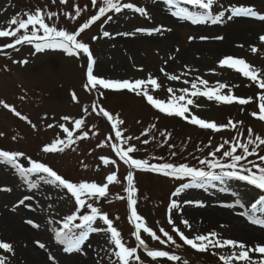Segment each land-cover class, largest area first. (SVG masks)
I'll return each mask as SVG.
<instances>
[{"label":"rangeland","instance_id":"374dc122","mask_svg":"<svg viewBox=\"0 0 264 264\" xmlns=\"http://www.w3.org/2000/svg\"><path fill=\"white\" fill-rule=\"evenodd\" d=\"M121 3L144 8L145 14L136 12L135 8L122 9L120 13L110 11L77 37L78 41L88 44L96 61L94 75L131 82L155 79L159 87L150 83L146 88L142 86L154 99L167 104L173 96L184 95V101L177 102L185 105L191 116L216 121L220 119L218 116L227 112L226 117H231L237 124L241 122L240 118H244L239 130H246L245 133L253 139V134L264 139V121L259 119L260 105L264 101L260 98L256 101L255 97L249 100L251 107H255V113H258L256 119L237 103L239 95L249 96L253 87L257 88V93L261 88L258 81L264 79V41L259 39L264 35V29L253 32L251 30L256 26L244 27V24H239V19L259 26L264 25V21L252 16L227 19L235 7H248L264 14V0H215L205 23H193L175 16L173 13L177 7H185L197 15L205 11L182 2L176 6L170 5L167 0H121ZM101 6L102 0H96L95 5L92 0H0V30H15L17 25L10 23L13 17L27 19L24 13H34L39 9L43 14H56L51 18L44 16L49 26L55 25L58 30L75 34L93 15L99 14ZM221 13L224 14L222 19L212 23ZM156 28L161 31L155 32ZM31 31L29 26L28 32ZM104 31H108L110 36L104 37ZM23 34L24 30H20L17 36ZM38 35H42V31ZM4 39L10 44L15 42L16 37ZM1 44L0 47H4ZM252 48L257 51L253 52ZM83 55L84 58L79 59L75 53L69 55L60 48L36 51L35 43L20 45L0 55V150L23 153L18 160L23 166L30 167V160H35L74 183H98L103 186L107 183L106 177L115 173L119 182L109 184L108 196L87 199L86 203H92L102 215L113 221L112 226L120 232L126 247L137 249L135 255L140 259L132 258L130 264H184L185 261L187 264H199V256L192 253L209 255L206 262L212 264H226V260L220 257L232 255L233 249L228 245L213 247L210 244L204 252L193 249L183 242L180 232L189 238L216 232L217 236L212 239L243 242L247 248L253 249L249 251V259L254 264H264V253L254 250L257 246L264 247V224L253 223L248 215H244L264 195V190L232 179L224 183L214 181L203 188L193 187L177 197L174 196L176 189L182 183H188L190 178L177 179L162 173L130 169L111 145L119 144L125 149L129 145L135 146L139 151L132 154L133 158L146 159L150 164L186 163L197 168L204 167L199 161L215 147L206 143V138L198 135L197 129L192 133L186 123L173 118L166 120L165 115L153 108L143 95L128 90L98 88L92 92L87 89L89 61L87 55ZM228 56L243 59L257 69V80L222 66L220 61ZM172 75L178 79L171 80L169 77ZM203 80L208 81L207 86L201 84ZM193 82L199 92L211 90L237 99L226 108L218 101L199 95V92L193 96ZM219 84L225 87L219 88ZM185 88L187 93L183 92ZM169 89L172 91L169 92ZM262 89L261 96H264ZM188 100L192 103L188 104ZM5 104L9 107L5 108ZM101 109L124 121L118 126L122 133L120 137L115 136L117 128L112 129L115 120H106ZM16 112L20 115L17 116ZM77 120L83 121L79 128L75 126ZM233 127L230 125L229 130L233 131ZM129 136L133 139L123 143ZM53 144H56L57 151L43 150ZM260 147L258 156L264 155V145ZM60 148L64 150L59 151ZM104 159L115 160L116 163L106 165ZM256 163H260L259 159ZM129 171L134 177L137 214L160 238L153 239L141 229V239L147 249L138 245L134 234L135 222L127 198L126 177ZM29 179L36 183V188L19 175L18 169L0 163V242L13 245L11 253L0 249V257L5 258V264H76L75 255L84 259V264H122L115 254L118 249L110 238L107 226L99 218L94 226L103 227V231L90 232L79 251H65L66 246L56 239L54 229L62 228L67 215L90 214L91 209H81L71 193L62 187L45 184L38 174ZM22 199L25 200L23 205L19 203ZM174 199L180 204L179 210L171 208ZM186 199L202 202L203 206L184 203ZM198 209L212 213L215 221L202 216L198 220L191 218L194 216L190 213ZM29 220L33 223L29 224ZM35 224L40 226L34 227ZM22 227L31 232V237L27 241L12 242L9 236ZM164 232L173 237L175 244L168 241ZM37 242L44 243L45 247L40 248ZM26 248L40 251L41 261L30 263L23 253ZM148 250L168 251L170 255H179L181 260L170 261L166 257L153 259L147 255ZM235 251L238 253L239 249ZM231 264L246 262L233 258Z\"/></svg>","mask_w":264,"mask_h":264},{"label":"snow or ice","instance_id":"6c2138e0","mask_svg":"<svg viewBox=\"0 0 264 264\" xmlns=\"http://www.w3.org/2000/svg\"><path fill=\"white\" fill-rule=\"evenodd\" d=\"M93 5L96 4V0H92ZM170 5H178L181 2L185 5H191L195 8L205 10L203 13L197 15L193 12L189 11L185 7H177V10L173 13L175 16L183 17L188 20H191L193 23H205L207 22L206 16L208 11L213 8L215 0H167ZM103 6L99 7L98 15H93L91 19H89L83 26L79 29L75 34H71L65 30H58L55 25L49 26V24L45 23L44 16L47 15L48 18L55 16V13H46L43 14L39 9H37L34 13H24L27 16V19H21L19 17H13L11 20V24L17 25L15 30H0V37H16L15 45H19L22 42H26L28 44L35 43L36 51H41L43 48H60L64 49L69 55L80 52L87 55V59L89 61L87 65V80L88 84L85 87L91 86L92 89H112V90H128L129 92L135 93L137 95H143L147 98V102L151 104L153 107L160 110L162 113H167L168 115H175L178 117H184L185 113L188 111L187 107L177 101H184V95L173 96L171 101L167 104L163 100L154 99L152 95H149L146 90L142 89L147 87V84L150 83L153 86L159 87L157 85V81L155 79L149 78V81H145L142 79H137L134 82H131L127 79L119 80V79H104L98 78L97 75H94V65L96 64L95 59L93 58L92 53L89 50V46L86 43H82L77 40V37L87 29L93 22L100 20L102 16L110 11H114L115 13H120L122 9H133L141 14H145L144 8L136 7L132 3H121V0H102ZM79 14V10H77V15ZM223 13L212 20V23L219 22ZM239 16H252L258 17L261 21H264V14H260L252 8L248 7H235L231 9V15L227 17V19L231 20L233 17ZM111 19V17H108ZM31 26L32 31L29 33L28 29ZM20 30H24V34L22 36H17V33ZM42 31V35H38ZM142 31V30H138ZM155 32H160V28L154 29ZM170 31V29H169ZM104 37H109L110 33L108 31L103 32ZM222 39V37H219ZM261 41H264V35L259 37ZM14 44H8L7 47L12 48L15 46ZM253 52H256V48H252ZM27 63V61H24ZM222 66H227L229 69H235L236 71L243 74L245 77H249L251 80H257V69L252 68L249 64L245 63L243 59H236L232 56H228L220 61ZM171 80H177L178 77L172 75L169 77ZM187 83V81H185ZM259 86L264 88V79L258 81ZM201 84L207 86L208 81L203 80ZM219 88H224V84H219ZM191 88L194 90L192 95L195 96L199 92L197 88V84L193 82L191 84ZM172 89H169L171 92ZM183 92L187 93L188 89H183ZM199 95L207 97L208 100H215L218 102H224L225 104H231L237 98L229 95H221L219 92H214L211 90L199 92ZM73 98L75 99V94H73ZM261 101H264V96L260 97ZM188 104H191L192 101L188 100ZM239 103L244 105L248 103L245 99H240ZM5 108L9 106L7 104L4 105ZM95 107V105H94ZM15 111V109H13ZM102 115L107 117L108 120H115L113 123V127L117 128L115 133L116 137H120L122 135L118 126L123 125L124 121L117 118H114L107 111H103L101 109ZM16 115L19 116L20 113L16 112ZM67 119V117H65ZM259 119L264 121V103L260 105V116ZM83 123L82 120H77L75 122V126L79 128ZM191 123L193 125H199L202 129H217V125L215 123H207L203 119H198L196 116H192ZM155 127V125H153ZM67 132L68 130L65 129ZM87 135V133H85ZM164 133H161L163 136ZM71 136V133H69ZM133 137H126L123 143L127 144L128 141L132 140ZM138 139V138H136ZM59 144H64V141H57ZM255 144L256 147H260L264 145V139L256 136L254 139L249 138L247 143H242L239 147L242 149L241 154L236 153V147H233L231 150L224 151L222 153L223 157H227L228 160H220L215 159L216 153H212L213 159H201L199 163L204 165V167H190L186 163H181L176 165L171 162L165 163H152L146 159H136L133 158V153L139 151L135 146L129 145L126 149L121 147L119 144H113L111 147L115 150L116 155L122 160L125 164L129 166L130 169H139L143 171L153 172V173H162L164 176H171L177 179L190 178L188 183H182L179 188L176 189L174 196L179 197L181 193H184L185 190L191 189L193 187L203 188L208 184H211L214 181H219L224 183L226 180L236 179L239 181H245L250 185L255 186L257 189L264 190V155L259 156L260 163H256L255 161L248 160L249 156H252L256 149L253 148L252 151L249 150V145ZM45 152H55L57 151L56 144H53L51 147H45L43 149ZM63 148H60L59 151H63ZM23 153L20 152H11V151H3L0 150V163H4L7 165H11L13 168L19 170V175L22 176L27 183L31 185V187L36 188L37 185L33 181L29 179V177L33 176V174H38L39 179L43 181L45 184L55 185L56 187H62L66 189L71 195L75 198L76 203L79 205L81 209L89 208L91 209L90 214H70L67 215L63 220L62 228L54 229L56 239L63 243L65 247V251H79L81 249V245L89 238L90 232H99L103 231V227L94 226L98 220H102L104 224L107 226V231L110 233V238L114 242L115 247L118 251L115 253L116 256L122 261V264H130L132 258L139 260V256H136L137 249L135 247L129 248L126 247L121 240V234L115 227H113V221L109 219L107 215H102L101 210L97 207H94L92 203H86L87 199L96 200L99 198L108 196V186L113 182H119L117 180V176L115 173L110 174L106 177L107 183L103 186H100L98 183H74L65 179L61 175H58L56 171H54L51 167L47 166L44 163L36 162L35 160H30V167H25L21 163L18 162L19 158L23 156ZM175 155V153H173ZM242 161H247V163H241ZM116 161H109L108 159H104V164H115ZM210 170H205V169ZM127 193H128V201L131 205V217L133 222H135V237L136 240L139 241V245L147 249V245L145 241L141 239L140 230L143 229L144 232L149 233L153 239L159 240L160 238L156 235L155 232L152 231L151 228L147 227L143 222V218L137 214L136 205V189L134 187V177L133 172L129 171L127 174ZM10 191V189H8ZM25 199H28L27 197ZM21 205L25 203V200H21L19 202ZM184 203L187 204H196V206H203L202 202H196L192 200H185ZM259 206V207H258ZM171 208L174 210L180 209V204L174 199L171 202ZM257 213L264 214V195H261L256 203L252 204L249 212L244 213V215H248L253 223L264 224V215H257ZM80 221V223H77ZM29 224H32L33 221H27ZM184 224H188V221L185 220ZM40 225L35 224L34 227H39ZM177 231H179L177 229ZM164 235L167 237L168 241H171L175 244L173 237L170 236L167 232H164ZM180 238L186 245L191 246V248L196 249L200 252L207 251L209 245L211 244L213 247L228 245L231 246L233 251L230 257L225 258L221 256V260H226V264H231L232 259L235 258L237 260L245 261L246 264H254L252 260L249 259V251L253 249L247 248L243 242H239L233 239L220 240V239H212L217 236L216 232H210L208 234L196 235L194 238L187 237L183 232L179 233ZM164 243V241H160ZM39 243V242H37ZM40 248H44V243H39ZM239 249L237 253L235 250ZM0 249L5 250L8 253L13 252V245L8 242H0ZM257 252L264 253V247L257 246L255 249ZM147 255L152 257L153 259L158 257H166L170 261H180L181 257L179 255H170L168 251H157V250H148ZM0 264H5V258L0 257ZM187 264V261L184 262Z\"/></svg>","mask_w":264,"mask_h":264},{"label":"trees","instance_id":"16d2710c","mask_svg":"<svg viewBox=\"0 0 264 264\" xmlns=\"http://www.w3.org/2000/svg\"><path fill=\"white\" fill-rule=\"evenodd\" d=\"M0 43L4 44V41H0ZM1 44V45H3ZM257 88L253 87L252 89H250V95L249 96H244V99L248 101V103L241 105V107H243V110L245 112H251V116L252 118L256 119V115H255V107H251V102L249 101L251 99V97H255V100L257 101V97H256V90ZM229 106H231L230 104H223V107L228 108ZM224 115H220L218 116L220 119L216 120V125H217V129H202V128H197L194 125L189 124L190 126H188L189 131H192L194 129H197V134L200 136H203L206 138V143L213 145L215 147V149L211 152H209V155L206 156L205 159H213L214 157L212 156V153H216L215 159H220V160H227V157H223L222 153L224 151H228L231 150V146L233 145L234 147H236V153L235 154H241L242 149L239 147L240 144L242 143H247V141L249 140L250 135L246 134V130H239L242 120L244 118H240L241 122H239L238 124L233 121V119L231 117H226L227 112H223ZM176 119L173 116H166V120H170V119ZM239 119V120H240ZM179 122L183 123V121L181 119H178ZM233 125L234 129L233 131L229 130V126ZM228 130H225L227 129ZM235 130V131H234ZM248 133H250V131H248ZM254 138H255V134ZM213 141V142H211ZM218 142L215 144V142ZM202 142L204 143V140H202ZM234 142V143H233ZM255 148L256 151L252 156H249L248 159L252 160V161H257L259 159L258 154L260 153V150L262 149V147H256L254 145H249V150L252 151V149ZM259 148H261L259 150ZM259 151V152H258ZM243 162V161H242ZM241 162V163H242ZM205 170H210V169H205ZM194 256L197 255L199 256V261L200 263H204V264H212L210 262H206L209 261V255L208 256H201L200 254H195L192 253ZM215 264V263H213Z\"/></svg>","mask_w":264,"mask_h":264},{"label":"bare ground","instance_id":"6f19581e","mask_svg":"<svg viewBox=\"0 0 264 264\" xmlns=\"http://www.w3.org/2000/svg\"><path fill=\"white\" fill-rule=\"evenodd\" d=\"M239 22H240L239 23L240 25L244 24V27H246L247 25L250 27L256 26V27L252 28L251 31H253V32L258 31L259 29H262V30L264 29V25L260 24L262 26H259L258 24L251 23L249 20L239 19ZM213 48L217 49V46H213ZM190 215L194 216L191 218L196 219V220L201 219V216H202L206 220H211L212 222L215 221L213 219L212 213H207V212L200 210V209H198L194 213H190ZM214 216H215V214H214ZM16 231L17 232H14L12 235L9 236V238L12 242H15V241L19 242V241H25V240L27 241L32 235L31 232L29 230H27V228H25V227H22ZM23 253L26 256V258L29 260L30 263H33V262L36 263V262L41 261L42 256H40V254H41L40 251H36L32 248H30V249L26 248ZM84 261H85L84 259L80 258L78 255H75V263L76 264H84Z\"/></svg>","mask_w":264,"mask_h":264}]
</instances>
